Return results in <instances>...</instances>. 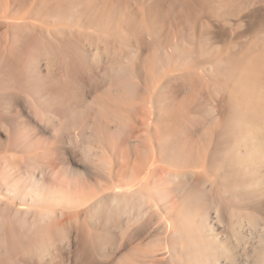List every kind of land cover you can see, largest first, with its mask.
I'll use <instances>...</instances> for the list:
<instances>
[{"label": "bare ground", "instance_id": "obj_1", "mask_svg": "<svg viewBox=\"0 0 264 264\" xmlns=\"http://www.w3.org/2000/svg\"><path fill=\"white\" fill-rule=\"evenodd\" d=\"M54 1L55 2L53 3H50V4L48 3L49 7L47 8L46 11H45L46 6L43 5L42 7L41 6L37 7L36 12L34 11L32 12L38 13V14L41 11H44L47 14L50 13L49 15H52L51 17H54L55 20L60 21L62 19L64 22L71 24L70 27L60 26L55 29H50V28L39 27L34 24H29L27 21H20V20L8 21V22H5L4 25H2L1 28L5 29V30L4 29L2 30H4L6 33L11 32V36H12L11 38H12L13 44L11 47L10 45L8 47H10L9 50L11 49L10 54L12 53L13 55V53H15L16 55H14V57L16 56L17 57L14 59L16 61V62H13L14 64H11L12 60L11 59L9 60L7 58L8 56L6 57L7 59L0 58V88H5V89L7 88L9 89L10 87L17 88L18 90H22L28 93L30 95L29 96L30 98H25L26 104L28 105V107L35 106L34 108L38 106L41 109V113L43 112L46 122H50L54 124V122L58 120V115L61 114L62 117L65 116L66 118L65 121L68 126H71L72 128L80 127L79 135L81 137H87L86 135L87 132H85V129H86L85 127H87V122L80 121L81 117L80 118L78 117L80 114H81L80 116H82V114L84 113H82V110L81 111L78 110L79 108L77 109L73 105V103H70V101L67 98L74 100L78 96L77 94H75V90L73 88V86L76 85L75 83L78 82L77 72H79V70L82 68H85L89 72H91L93 66H95L96 64L101 65L102 63V62L101 63L99 62L102 61L100 60V54L103 52L101 51V49H100L101 52H99V47L97 46L96 40H95L97 38H94L96 37V33L95 35L91 33L92 30L93 29L103 30V28L106 29L108 27L111 29L112 28L111 26H113V23H115L117 18L121 16L120 15L121 11L119 12V10L113 6V8L110 9V12H108L107 14L102 13L100 15H97L95 14V12H93L95 10L94 5H89L90 4L89 2L93 4L92 2L93 0L92 1L88 0L87 2L88 4L87 3L86 4L87 6L88 5L91 7L93 6L92 12L91 11L85 12L88 8L85 10L83 7H81L80 4H79L80 7L78 6L80 9L83 8L85 10V11H82L84 12V15L87 17V20L86 21L84 20V22L87 24L85 26V24H83L82 22L83 18L81 19L78 18L79 15L83 13H80V14L78 13L80 11H77L75 7L76 4H73L74 2L72 3L71 0H70L71 3L68 2L69 0H54ZM196 1H198L199 3L206 2L205 5H207L208 7L210 3L211 7L209 8H212L211 1L213 2V4L214 2H216L214 0H210V1L196 0ZM236 1L239 4V2H242L243 0H240V1L236 0ZM157 2L158 0H154L153 4H151L152 6L150 5L151 7L149 8L157 10ZM40 3L42 4L44 2H40ZM223 3H226V2H223ZM237 3H236V6H237ZM218 4H222V2L221 3L218 2ZM34 5L33 7H36V5L35 6ZM109 5L111 6L112 4H109ZM215 5L219 7L217 3ZM243 6H240V8ZM220 8L223 9L224 11V8L226 7L224 8L220 7ZM238 8L235 7L237 11H238ZM104 11L106 12V10ZM10 12L11 11H9V6L6 10H4L2 9V4L0 2V13L5 17H11L13 15L9 16ZM238 12H237V15H238ZM250 12H253V10ZM14 13L16 12L14 11ZM226 14L228 15V13L225 12V15ZM251 14L252 13H250V15ZM237 15L235 14V16ZM252 15H254V13ZM35 16L36 15H34V17ZM85 16H84V19L86 18ZM27 17L29 16H27L26 14V18ZM47 19L45 18L44 20L46 21ZM91 19L95 20L93 21L94 23L89 21ZM44 20L43 22L46 23ZM124 21L125 22H122V24L124 23L122 26L125 27L127 31L129 30L131 33L134 34V38L136 40V41L134 40L135 41L134 43L136 44L135 45L132 44L130 39L127 38L128 35L121 36L120 34H118L119 33L118 31H117L118 33L117 32L114 34L112 33L113 35L116 34V38H117V34L120 35V39H118V41L120 42L115 41L116 40L115 37H114L115 39L114 42L118 44L117 49L119 52L123 50L120 58L121 59L124 58L126 60H124L125 61L124 62L123 60H120V58H117L115 56L116 54L113 55L112 53H110L111 51L112 52L114 51V53L116 52L117 49L115 46H114L115 48L114 50L113 49L111 50L110 47H107L105 51V47L102 48L104 52L109 53L107 54V56H110V58L107 59V62L108 60L109 62L107 66L105 65L106 67H104V64L106 63L105 61H103L104 63L103 67L105 68L103 72V76H104L103 78L105 81L107 79L108 82L107 81L106 82L108 83V86H105L106 88H104L103 86L106 92L100 91L99 93V94L105 93L106 96H103V97H106V98L103 99L102 94L101 95L95 94L96 91L100 89L99 85L101 84V82L99 85L97 84L98 82L96 84L91 85L95 91L94 93L95 96H93L92 98L94 102L92 104L95 105V106L93 105L94 107L93 116L96 119L98 118L97 119L98 121L96 120L97 121L96 131L94 130L95 129L94 128L93 129L94 132L93 131L92 132L95 135V137L98 136V138L102 140L103 138H105L103 142H106V143H103V146L98 144L99 148H102L101 154L99 153L100 151L99 149L93 148V145L86 144V146L84 147V157H86V161L88 160L89 161L88 163H90L89 171L91 174L90 173L88 174L92 175L94 179L95 177H98L99 175H104L105 176L104 179L107 178L108 180H110L113 176L122 178L124 174H127L126 178L119 180L117 184V185H120L121 187V183H122L124 187L122 189L112 190L111 194L99 195V196H106L105 198L92 199L93 201L91 200L92 202H90L87 208L85 209L87 224H84V226H80V224L76 223L74 224V226H70V229L69 228L67 229L65 226V223L68 220H70L72 217H75L70 209L71 208L73 209V207L78 206L80 201L84 198L83 196H87L86 191L93 186V184L91 183L88 177L85 178L83 176L84 177L83 179H79L77 177L79 181L78 180L76 181L75 179V181H73L71 185L69 184V186L67 183L71 181H69L70 179H66L65 175L63 176L61 175L62 176L61 178L60 177L56 178L55 177L56 174H54L55 175L53 177L54 182L53 181L52 183H48L46 181L43 182L41 179L43 177L41 175L46 170L43 167L45 166L47 168L48 166V162H46L47 159L46 160L44 159L45 161L42 162L43 158H45L46 157L45 155L47 154L45 152H44L45 155L41 154V156H43V158L41 157L42 160L40 159L41 160L40 164H43V165L42 166L38 165V167H36L37 164H39V162L38 163L35 162L37 164L34 165L39 170L41 169V167L44 169L43 172H42L43 169L39 171L42 174L40 175L41 178H39L38 180L36 179V176H35V174L38 173V170H32L31 172L29 170H27L29 172L21 171L18 175L20 178L16 177L15 174H14L15 176H13V174H11L12 175L11 176V175H8L7 172L2 171V173L0 174V181H1L0 196H19V198H21L24 202H27V199L30 198L31 205L33 206L32 209H28L25 212H20L19 210L14 211L15 215L17 214L16 217L17 218L20 217L19 218L20 221H22L25 224L26 228H24V226L23 228L22 226L20 227L25 231L21 229L23 232L22 231L18 232L17 230L18 228L14 230V226H12V225H15L14 222H12L13 223L12 225L10 224L12 227L9 228V231L10 229L12 230V233L10 232L13 236V238H11L12 241L14 240L17 246L18 245L20 247L25 246L24 248L25 249L27 248L26 250H24L25 252L24 254L28 256V260H26L25 262L26 264H52V259L49 260L51 255L50 254H49L50 256L48 255L49 252L46 251L44 247L37 248L35 249V252H34V249L33 248L31 249V247L29 246L30 238L33 237L32 231H31L33 227L35 228L33 229V232H35L36 235L39 233H44L52 237L54 234L58 233L60 236L57 234L56 236L62 237V238L63 237L69 238V235L72 232L71 231V228H72V230H74V232H72V235L74 234L73 237L77 239V241H79V244L81 246L79 253H77L75 256V260H74L75 264H81V262H85L88 258L92 259L91 258L92 251H93L92 248L93 246H99L100 243H98V238L100 236L103 237L104 240L105 238L108 239V242H111V245H116L115 246L116 250H118V248H120L121 245H124V248H125V245L127 246V248H125L124 251L112 253L114 254V257L116 256V258L114 259V264H222L223 263L222 261H218V259L222 256V255L219 256L221 254L220 250H222L223 255L226 253L227 255H229L230 251L233 249L231 247L232 243L230 244L231 248H228L226 243H221L225 240L222 239L223 241H221L220 239L218 241V237L212 234L214 232L213 230L214 228L212 229L213 232L207 229L206 220L208 219V216L206 215L205 211H207V209L209 208H210L209 209L210 211L214 207L216 210H218L219 208L217 205L215 206L214 204V201L216 202L217 199L212 201L213 206L212 204L205 205V201L207 202V200L211 197L214 198L213 193L215 192L213 193L211 192L213 196H210L211 194L208 195L209 193L205 189L206 183L209 184L207 181H210V180H208L206 176L195 174L194 172L189 171V170L170 169L164 165L157 164V162H159V159H162V158H169V160L173 162H182L183 165L189 163L190 161L195 162V163L199 162L203 168L211 170L215 172V174H216V169L223 168L225 171H223V169L221 171L225 173L222 172L223 174L222 176H220V179L218 181L219 184L217 182L214 184L213 183L214 181H211L209 186H211L210 191H214V190L216 191L215 194L217 197H219V195L223 197L226 193L228 194L230 198L227 197V199H225L227 206L228 205L231 206V202H235L236 205H245L250 210L252 206L250 205L249 202L256 199V198H253L255 195H258L261 193V192L260 193L257 192V190H259L260 187L259 189L256 190L257 188L256 185H260V181L262 179L261 177L260 178L258 177L259 175L258 176L255 175L257 176V180L260 179V181L258 180L259 184H257L258 181H255L254 178L256 177H254L253 171H254V165L256 163H259V161L261 162V160L262 161L264 160L262 157L264 155V154L262 155L263 146H264L262 145L263 141L260 140L259 136L257 135V133H259L260 130L264 127V104L260 103V105L254 106L253 104L255 102H251L253 103L251 104L246 101H239L234 96V94L235 93L239 94L237 95V97L240 96L241 94L244 96L248 94L256 95L257 93H258L257 95H261V94L264 95V83H263L264 72L262 71V64L264 62L261 63V60H260L261 57L259 58V55H261V53L263 52L259 51V53L260 52L261 53L259 54L257 52L258 53L257 55L255 54L253 50H250L252 51V53L255 54V56H258V57L253 56V54L251 53L250 54L252 56L251 55L249 56V54L246 53L247 55L245 54L243 55V57L241 55V57L239 58L234 57V55L232 57V55L229 53V56L231 55L230 57L225 55L226 58L221 59V60L217 58L215 60L217 62L216 66L215 67L213 66L215 75L220 76L221 79L224 80V82L230 83V85H228L230 86L229 89L231 88V90L235 93H232L231 91L227 89L228 90L227 92H229V94H225L226 96L228 95L227 100H225L226 97H224L225 101H223V98L217 99V97H214L217 100H219V101H215L216 99L213 100L214 98L210 94L212 92L209 93V91L207 90L209 94L207 95L211 96L210 99H212V104L216 105L214 107L213 105H211V108H213V110L216 109L218 113L217 111L215 112L219 116H217L216 114H213L214 111H212L211 108L210 110H208L209 108L206 110L204 106L205 110L203 111H205L206 113L208 111V116L210 117V120L212 119V121H210L207 117H203L204 119L205 118L208 119V122L205 120L203 122L202 121L203 118H200L201 122H198V126L200 125V127H198L196 126L197 125L196 118L194 117L195 119L194 120L193 118L190 119V117L195 116L198 113H200L199 108H196V109L193 108L191 111L190 109L188 111L185 110L183 113L179 114L172 107L173 105L172 102L178 96V91L179 90L181 91L183 88L178 90L177 87L179 88L180 86L176 87L175 85L171 84L172 80L169 81V78L167 79L166 77L165 80L162 81L163 83H160V85L156 86V88H158L159 86L158 88L159 90L158 89L156 90V88H154V90L152 89L153 91H151V90H147V88H144V93L150 94L149 92H151L150 94L151 96L149 95L148 97H142L139 95L140 88L137 87L138 85L137 82L139 83V81L136 82V80L138 79H135V78H138L139 75L142 74V72L138 70L139 69L138 66L143 65V69L145 68V77H146V75H148L149 73L154 74L153 73L154 71H156L157 69L159 70V68L156 67L158 63H160L158 65L159 67L161 63L164 64L168 62L170 58H168L167 53L164 52L167 50H160V49H164L166 46L162 44V41H160L159 37H157V35L159 34H157L158 32L156 31V28H155L154 19H151V20L149 19L148 22L146 23L147 26L146 27L142 26V28L140 27V29H139L137 22L133 20L130 15H127V18ZM159 23L160 22H157L156 25H158ZM89 27L93 28V29L90 28L92 29L90 30L91 32H88L86 30ZM106 30L104 33L108 31ZM111 32L112 31H110V33ZM113 32H115V30ZM143 33L148 34L149 35V36L147 35L148 38L150 36L152 38V41L151 39H148V38H147L148 40L145 39L146 41H148V44L147 43L145 44ZM106 35L108 37L109 34H106ZM107 37H104V39H107ZM202 37L204 38V36H201V39ZM262 38L264 39V37H261V39ZM98 39H97V43L99 41ZM104 39L103 41L100 40L99 42L102 41V44L105 42L106 44H109L107 43L109 39H107L106 41ZM204 41L206 40H203V42ZM18 42L21 43L22 46L20 44H17ZM203 42L202 44H205ZM257 43L258 44H256L257 45L256 47H258L259 45V40L257 41ZM143 44L150 46L149 52L148 51L143 52L144 50H140L141 48H139L138 46L142 45L143 47L144 46ZM18 45L22 47L20 51H19ZM262 45L260 46V48H262ZM153 46H159L160 49H157L156 47L153 48ZM24 47H25V50L27 48V50L29 49V51H31L33 48H38V47L44 48V50L46 51V56L47 57L49 56L50 64H54L55 61L60 60L59 63H60L61 69L63 72L65 71V74H67L66 75L67 77L64 78L65 80H59L57 78L54 80L55 77L53 78L54 83H53V86L52 85L51 86L55 88L56 91L54 92H57V94L51 95V93L49 92L50 93L49 95H51V96H47L49 98L47 97L46 99L45 97L44 99L43 97L41 98V95H42L41 91L43 90V88L40 85V82L42 83L43 77L36 74V71L34 70V68H31L32 67L31 63L32 62L34 63V60H35V56L31 55L33 51L25 55L26 56L25 58H27L26 60L23 57L21 58H23L24 60L20 59L19 56L23 55ZM148 48L146 47V49ZM262 50H264V48ZM101 55L103 56V54ZM119 55L120 54L118 53V56ZM169 55H172V54H169ZM105 58H102V59H105ZM133 65L134 66L138 65L137 66L138 69L136 68V72L138 71L137 73L138 77L135 76L136 73L132 74L135 76L134 78L135 80H133V76L131 79V74L129 75V70H130L129 68H132ZM154 68L155 69L157 68V69L154 70ZM133 69H135V67ZM188 69L186 70L188 71ZM189 70L192 71L193 69L192 70L189 69ZM188 72L187 74L186 73L185 74L188 76V78H190V75L188 74ZM99 74H101V72ZM172 74L174 75V73ZM172 74H171V77H172ZM183 74L184 72L181 75L184 76L185 74L184 75ZM48 75L50 76L49 72H48ZM93 75H95V73ZM93 75H90V76L94 78ZM177 75L175 76L178 78ZM169 76L170 74L168 75V77ZM182 76H180L179 74V77H182ZM194 77L195 75L193 76V78ZM172 79H174V77H172ZM132 80L136 83H134ZM187 81H184V83ZM201 82H203V80L200 81V83ZM103 83L102 85L105 84ZM187 85L185 83V86ZM189 85H191L193 87L192 89H194L198 84L196 82L192 83L191 81ZM185 86L183 85L184 88ZM211 86L213 87V85ZM48 89L50 90L51 87ZM0 90H3V89H0ZM100 90H103V89L101 88ZM111 90L114 91V93H111L112 92ZM213 91L216 92L215 90ZM5 94L3 98L5 97ZM216 94L217 92L215 93V95L213 94V96H216ZM61 95L64 96L66 99H64V97L62 98ZM257 95L256 97H258ZM263 95L261 97V100L262 99L264 100ZM263 100L261 102H264ZM87 106H90V105H86V107ZM77 110H78V115H77ZM87 110H89V108H87ZM121 111L123 112V116L125 115V117L121 116ZM209 111L212 112L213 116H211V113ZM86 112L87 111H85V113ZM111 119L117 122L116 124L117 131L123 130V127L128 123V119H130V122L132 123V125H131V128L127 129V134H128L127 137L129 138L133 137L134 142L132 141V143L134 144L136 143L137 145L141 146V148L140 146L138 148L134 147L133 148L134 150L131 148L133 152L130 154L133 155V158L131 159L132 161L130 163V166L128 165L129 162L125 160V159L130 160V158L127 157L128 154L127 156L124 154L126 157L122 159L123 158L122 156L119 159L125 160V163L127 162L126 164L127 166L126 165H125L126 167L123 166L124 163L122 161V165L121 164H120L121 166L118 164H117L118 166L115 165L112 171H111V167L109 164L112 160L111 159L112 157L111 156V151H112L111 144L113 142H111V140L112 141L114 140V138L111 139V130H110L111 126H109L111 124ZM193 121L194 122L196 121L195 122L196 125L193 124L194 123ZM209 122H211L212 125ZM138 124H140L139 128L136 126ZM89 126L92 127L94 125L92 124ZM195 126L199 128L198 135L201 136L200 140L193 139L194 138L193 134H195L196 132ZM20 127L22 126H19V125L15 126L14 132L12 131L14 139L20 138L21 136ZM56 127L59 128L58 125ZM112 132H115V131H112ZM125 134L123 135L120 134L122 136L120 135L119 136L125 137L126 136ZM117 136L118 135L116 136L114 135L115 138ZM127 137H126V140H127ZM17 141L19 143V140ZM28 141H29V138H28ZM199 142H200V145L196 146L197 143ZM121 143L123 145V142ZM95 145L97 146V144ZM117 146L119 147V145ZM195 146L197 147V150H195ZM211 146L212 148L207 158V152L209 151ZM123 148L125 147L123 146ZM47 149L49 148H46V152H48ZM56 150L58 149L56 148ZM116 154L118 153H115L114 155ZM211 154H213L214 163L213 162L211 163V161L209 160ZM50 155L51 153L49 154V156ZM132 155L129 157H132ZM116 156L120 157V155H116ZM216 157H218V162L215 161ZM113 160L115 161V159ZM10 161L11 162L5 159L6 164L4 165L8 166V168L9 167L12 168L13 170L14 168H18L17 163L12 162V160ZM54 164L56 165L57 163H54ZM6 166L5 168L7 169ZM105 166H106V172L105 174H103L101 173V170ZM128 166L130 167V169ZM19 169H21V167H19L18 170ZM34 171H36V173H34ZM57 171L54 170L53 173L55 172L58 173ZM129 172H130L131 177H134V179L136 180L133 181L130 185L126 186V179H127V176L129 175ZM24 174H26L28 178V182L26 181V183L23 182L24 178L22 179V176ZM26 175L23 177H26ZM155 178H156V182L154 183V185L151 188L150 187L145 188L146 184H144V181L148 179L151 181L152 179H155ZM58 180H60L61 182H59ZM95 180L97 181V179ZM141 182H143L142 184H144L145 186L141 185ZM219 191H222L221 194ZM223 193L224 195H222ZM206 194L208 195V197L210 196L208 199L206 198L207 197ZM209 200L211 201V199ZM85 201H86L85 203H87V201H89L88 198ZM256 201H259V200L258 199L254 200L253 204H255ZM209 205L210 207H208ZM205 206H207V209H205L206 208ZM211 206L213 208H211ZM257 208L258 207L254 208L255 213H259V212H256ZM209 210L208 212H210ZM231 210L233 211V208H231ZM28 214H31L30 220L27 218ZM247 218L251 220V222L250 220H248L250 223H253L254 221L253 219H255V218L251 219L250 215ZM243 219H241L240 221L242 222ZM218 220L221 223L220 219ZM256 221L257 220L255 219V222ZM241 222L240 223L238 222L240 226L242 225ZM1 223L3 224V222ZM1 223L0 225H2ZM27 223L30 226L27 227L26 226ZM250 223H247V224H250ZM100 224H102V226ZM255 224H257L256 225L257 227L260 223L257 222ZM20 225H15V227H19ZM254 227L255 225H253L252 228ZM207 230H209L210 232L208 233ZM235 230L236 229H234V231ZM8 233L7 235L10 234ZM10 236L11 235H9V237ZM234 236H236L235 238L237 239V235L234 234ZM4 237H6V235ZM121 239H122V242L120 243L119 241ZM240 239L238 240L240 241ZM235 244L238 245V246L237 245L235 246L239 247L240 243H238V241L235 240ZM12 245H9V246L12 247ZM235 246L234 248L236 249L237 247ZM258 246H261V245H258ZM258 250L262 251V248L261 249L258 248ZM223 251L226 253H224ZM14 252H16V250H14ZM234 252L235 250L231 251L232 253L231 256L235 254ZM261 253L263 255L264 251ZM58 254L60 257V253ZM256 254L259 256V253H256ZM224 256L226 257V255ZM224 256H222L221 258L224 259L225 258ZM229 256L227 257L229 258ZM34 257L37 258L36 262H34L32 259ZM237 257H239V255ZM237 257L232 256V259L229 258L228 260L234 261L235 259H237ZM260 257L263 259L261 254H260ZM54 259H56V257ZM226 259L227 258H225V260ZM225 260L223 261L226 262ZM228 260L227 262L229 264L230 263L233 264L232 263L233 261L229 262ZM219 262H222V263H219ZM235 262H236L235 264H237L236 260ZM259 262L257 261V264H260V263L262 264V262L264 263V259L260 263ZM61 263L62 264L64 263V259L60 257L59 264ZM1 264H4V263H1Z\"/></svg>", "mask_w": 264, "mask_h": 264}, {"label": "rangeland", "instance_id": "obj_2", "mask_svg": "<svg viewBox=\"0 0 264 264\" xmlns=\"http://www.w3.org/2000/svg\"><path fill=\"white\" fill-rule=\"evenodd\" d=\"M71 1H72V3L74 2L73 4H76L75 7H76L77 11H80L78 13L79 14L83 13V14H80L78 18L79 19L83 18L82 22H83V24H85V26L87 24L84 22V20L86 21L87 17L84 15V12H82V11H85L88 8L85 12H87V11L92 12L93 6L91 7L89 5H94L95 10L93 12H95V14H97V15H100L102 13L107 14L108 12H110V9H112L113 6L116 7V9H118L119 12L121 11L120 12L121 16L119 18H117L115 23H113L114 28H113V26H111L112 27L111 29L109 27L106 28L108 31L104 28H103V30L102 29L101 30L93 29L92 27H89L86 29L88 32H91L90 30L93 29L91 33H93L94 35L96 33V37H94L93 35L92 36L94 38H97V39L100 37L98 39L99 41L100 40L103 41L104 37H107L106 34H109L108 35L109 38L107 37V39H109L107 43H109L111 46L109 44H106V42L102 44V41L101 42L98 41V43H97V39H95L96 44L99 47V52H101V51L103 52V53H101V54H103V56L100 54V60H102V61L99 62V63L102 62L101 63L102 66L99 64H96L98 66H96V65H95L96 67L93 66L91 72H89L85 68L80 69L79 72H77L78 82L75 83L76 85L73 86V88L75 90V94H77L79 97L77 96V98L74 100L67 98L70 101V103H73V105L77 109L79 108L78 110H80V111L82 110V113H84V114H82V116H80L81 115L80 114L78 117L79 118L81 117L80 121L87 122V127H85L86 129L84 128L85 132H87L86 133L87 137H81L79 135L80 127L72 128L71 126H68L66 121H65L66 120L65 116L62 117L61 114L60 115L57 114L58 120H56L54 122V124H52L50 122H46V119L44 118L43 112L41 113V109L38 106H36V108L38 107L36 109V108H34L35 106L34 107L33 106L28 107V105L26 104L25 98H30L29 97L30 95L28 93H26L22 90H18L17 88H11V87L9 89L8 88L7 89L0 88V89H3V90H0V161H1L0 162V174L2 173V171L3 172L5 171L8 173V175L13 174V176L16 175V177L20 178L18 175L21 171L25 172V171L29 170L31 172L32 170H38L39 174L36 173V171H34V173H36L35 174L36 179L38 180L42 176L44 178V179L41 178L43 182H45V181L48 183H52V181L54 182L53 177L55 176L54 174H56V176H55L56 178L57 177L61 178L63 175H65L66 179H70L69 181H71V182L67 183L68 186H69V184L71 185L72 182L75 181V179H76V181L77 180L79 181V179H83L84 177L85 178L88 177L90 179L91 183L93 184V186L86 191L87 196H83L84 198L80 201L79 205L76 207H73V209L72 208L70 209L75 217H72L70 220H68L65 223V226L67 229L68 228L70 229V226H74V224H76V223L80 224V226H84V224H87L85 209L87 208L89 203L93 201L92 199L105 198L106 196H99V195L111 194L112 190L122 189L124 187L122 183H121V187H120V185H117V184H118L119 180L125 179L127 174H124L122 178L113 176L110 180H108L107 178L104 179L105 178L104 175H99L98 177H95V179H97V181H96L93 178V176L90 175L91 174L89 171L90 163H88L89 161L88 160L86 161V157H84V147L86 146V144L93 145V148L99 149L100 150L99 153L101 154L102 148H99V145L103 146V143H106V142H103L105 138H103V140H102V139L98 138V136L95 137V135L93 134L94 128H95L94 130L96 131V125H97V121H98L97 119L98 118L96 119L93 116L94 115V109H93L94 104H92V103H94V102H93L92 98H93V96H95V94H98V95L102 94V98L103 99L106 98V97H103V96H106L105 93H101V94H99V93H100V91H105L104 90V88H106L105 86H108L107 79H106V81H107L106 82L103 78L104 77L103 72L105 69L104 67H106L108 62H109V60L107 62V59L110 58V56H107V54H109V53L104 52V50L102 48L105 47V51H106L107 47H110L111 50L115 49L114 46L116 47V49L118 48V44L116 42H114V40H115L114 37L116 38V34L115 35H113V34L118 31L119 33L118 32L117 33L120 34L121 36H127L128 35L127 38L130 39L132 44L133 45L136 44V43H134L136 41L134 38V34L131 33L129 30L127 31V29H125V27L122 26L124 24V23L122 24V22H125L124 20L127 18V15H130L132 17V19L137 22L139 29H140V27L142 28V26L146 27L147 26L146 23L148 22L149 19L150 20L154 19L155 28H156V31L158 32L157 34H159V35H157V37H159L160 41H162V44H164L166 47L164 49H160L159 46H153V48L156 47L157 49H160V50H167L164 52L167 53L168 58H170L168 62H166L164 64L161 63V65H160L161 67L160 66L158 67V65L160 64V63H158V65L156 67L159 68V70L157 68H156L157 70L154 68V70H156L153 72L154 74L149 73L148 75H146V77H145V68L143 69V65H141V66L137 65L139 67V69L137 66H134V65L132 68H129L130 69L129 75L131 74V79L133 76V80L138 79V80H136V82L139 81V83L137 82V84L139 86L136 84L137 87L140 88L139 89V91H140L139 95L142 97H148L151 94V92H149L150 94L144 93V88H147V90L153 91L157 85H160V83H163L162 81H164L166 77H167V79L169 78V81L172 80L171 84L175 85L176 87L180 86L179 88L177 87L178 90L183 88L181 91L180 90L178 91V96L172 102V104H173L172 107L179 114L183 113L185 110L188 111L190 109V111H191L193 108H195V109L199 108L200 109V113L197 114V112H196L197 115L190 117V119L191 118L194 119V117L196 118L197 122L196 121L195 122L197 125L193 121L194 122L193 124H195L196 126H198V122H201L200 118L207 117L210 120V117L208 116V111H207V113L205 111H203V110H205L204 106H205L206 110L208 108H209L208 110H210L211 105H213V107L216 106V105L212 104V99H210L211 96H208L209 95L208 91H209V93L212 92L214 95L217 92L216 96H213L212 93H210V94L212 95L213 98L214 97H217V99L223 98V101L227 100V98H228V95L227 96L225 95V94H229V92H227L228 90L231 91L232 93H235L231 90V88L229 89L230 86H228V85H230V83L224 82V80L221 79L220 76L215 75L214 67L216 66L217 62L215 60L217 58L219 60L224 59V58H226L225 55L229 56V53L232 55V57L234 55V57H236V58L241 57V55L243 57V55H245L246 53L249 54V56L251 54H253V56H255V54L258 55L259 51H261L263 53L260 52L261 55H259V58L261 57V59H260L261 63L264 62V50H262L264 48V45H262V44H264V41H263L264 39L263 38L261 39V37H264V30H263L264 29V14H263L264 13V10H263L264 9V0H259V1L258 0H243L242 2H239L240 1L239 0L238 1L239 4L242 3L240 5L237 3L236 0H222V1L221 0L220 1L214 0V1H216V2H214V4L211 1L212 8H209V7H211L210 3H209V7H208L207 5H205L206 2L205 3L204 2L199 3L196 0H193V1H191V0H187V1L186 0H177V1L176 0H158L157 10L149 8L152 6L151 4H153L154 0H93V1L89 0V1H92L93 4L91 2H89L90 4L88 6H87L88 0H80V1L79 0H71ZM71 1L69 0L68 2L71 3ZM82 1L85 3H83ZM111 1H112V3H111ZM208 1H210V0H208ZM217 1L219 3L222 2L223 5L218 4ZM230 1H232V2H230ZM0 2L2 4V9L6 10L9 6V11H11L9 16L13 15L11 17H5L0 13V24H1L0 28L2 27V25L5 24V22L14 21V20L27 21L29 24H34V25H37L39 27L50 28V29H55V28H58L60 26L61 27H70L71 26V24L64 22L62 19L60 21L55 20L54 17H51L52 15H49L50 13L47 14L44 11L39 12V14L32 12V11L36 12L37 7H39V6L42 7L43 5L46 6L45 7V11H46L47 8L49 7L48 5L50 3L55 2L54 0H44V1L43 0L42 1L41 0H0ZM40 2H44V3L41 4ZM223 2H226V3H223ZM257 2H259V3H257ZM9 3H10V5H9ZM45 3H47V4H45ZM179 3H181L182 5ZM216 3H217V5H219V7H217L215 5ZM236 3H237V6H236ZM34 4L36 5V7H33ZM39 4H41V5H39ZM73 4H71V5H73ZM79 4L85 10L83 8L80 9ZM109 4H112V5L110 6ZM187 6H189V7H187ZM240 6H243V7L240 8ZM220 7H223V8L226 7V8H224V11L226 10L225 12L228 13V15L227 14L225 15V12ZM235 7H237V8L239 7L238 8L239 12L237 11V9H235ZM121 8H122V10H121ZM98 10L100 11V13ZM104 10H106V12ZM233 10H235V11H233ZM252 10H253V12H250ZM14 11L16 13H14ZM102 11H104V12H102ZM222 11L224 12V14ZM232 11L235 13H233ZM236 11L238 12V15H237ZM213 12H214V14H213ZM219 12H220V14H219ZM230 13L232 15L233 14L234 15L232 16ZM250 13H252V14L254 13V15H252V14L250 15ZM255 13H257V14H255ZM26 14L29 17L26 18ZM235 14L237 16H235ZM34 15H36V16L34 17ZM44 15H46V16H44ZM248 15H249V17H248ZM84 16L86 17L85 19H84ZM45 18L46 19L48 18V19L45 21L44 20ZM160 18H161V20H160ZM41 19H42V21H41ZM43 20L46 23H44ZM252 20H253V22H252ZM89 21L94 23L93 21H95V20L91 19ZM157 22H160V23L158 25H156ZM81 28H83V27H81ZM90 28H92V29H90ZM2 29H4V28L0 29V56H1L0 58H5V59L8 58L9 60L11 59L12 60L11 64H14L13 62H16L14 59L17 56L14 57V55H16L15 53H13V55H12V53L10 54L11 49L9 50V48L13 44V41L11 38L12 37L11 32L6 33L4 31L5 29L4 30H2ZM105 30L107 31L106 33H104ZM114 30H115V32H113ZM110 31H112V32L110 33ZM98 34H100V35H98ZM118 34H117V38L115 41H118V39H120V35H118ZM143 35H144V40L147 39L149 36L146 33H143ZM118 36H119V38H118ZM201 36H204L205 39L203 37L201 39ZM107 39H104V40L106 41ZM148 39H151V41H152L151 36ZM203 40H206V41L203 42ZM258 40H259V45H258L259 48L256 47L257 46L256 44H258L257 43ZM201 41L205 44H202ZM118 42H120V41H118ZM146 43L148 44V41L145 40V44ZM17 44H20L22 46V44L19 42ZM145 44H143L144 45L143 47H142V45H140L138 47L141 48L140 50H144L143 52H145V51L149 52L150 46L149 45L147 46ZM9 45H10V47H8ZM20 45H18L19 51L22 48V47H20ZM105 45H107V46H105ZM261 45H262V48H260ZM254 46H255V48H254ZM146 47L147 48L149 47V48L146 49ZM251 48H253V49H251ZM100 49H101V51H100ZM179 50L181 53L179 52ZM250 50H253L255 52V54L252 53V51H250ZM31 51H33L31 55L35 56L34 63L33 62L31 63V66H32L31 68H34V70L36 71V74L43 77L42 83L40 82V85L42 86V88L44 90V91L43 90L41 91V93H42L41 98L43 97V99H44V97H45V99H46L47 96L57 94V92H54V91H56L55 88L52 87L53 83H54L53 81L56 78L59 80H65L64 78L67 77L66 76L67 74H65V71L64 72L62 71L60 63H59L60 60L55 61L54 64H50L49 56L48 57L46 56V51L44 50V48H42V47L33 48ZM31 51H29V49L27 50V48L25 50V47H24L23 48V55L19 56L20 59L26 60L27 58H25L26 57L25 55ZM116 52L114 53V51L113 52L111 51L110 53H112L113 55L116 54L115 56L117 58H120L123 50L119 52L117 49ZM118 53L120 54L119 56H118ZM169 54H172V55H169ZM174 54H176V55H174ZM177 54H178V56H177ZM101 56H102V58H105V56H106V58L102 59ZM21 57H23L24 59ZM255 57H258V56H255ZM262 59H263V61H262ZM120 60L124 61L126 59L120 58ZM219 60H217V61H219ZM103 61H105L106 64H104ZM103 64H104V67H103ZM100 67L103 69H101ZM134 67H135V69H133ZM98 68L100 71L98 70ZM136 68L142 72V74L139 75V77L137 75L138 71L136 72ZM188 68L191 70L193 69V70L190 71ZM205 68H206V70H205ZM186 69H188V71H190V72H188ZM262 71L264 72V63L262 64ZM48 72H49L50 76L48 75ZM100 72H101V74H99ZM183 72H184V74L185 73L187 74V72H188V74L190 75V78H188V76L186 74L185 75L183 74L184 76H182L181 74ZM94 73H95V75H93ZM172 73H174V75ZM193 73H195V74H193ZM132 74H135V76H137L138 78H135V76ZM169 74H170V76L168 77ZM171 74H172V77H174V79H172ZM179 74L182 77H179ZM90 75H93L94 78H92ZM175 75H177L178 78ZM194 75H195V77L193 78ZM100 76H102V77H100ZM186 77H187V79H186ZM53 78H54V80H53ZM98 78H100V79H98ZM183 80L189 81V82L187 81L188 83L185 82L186 85L188 84L187 86H185V83ZM202 80L204 83L203 82L200 83V81H202ZM166 81H168V80H166ZM191 81H192V83L196 82L198 84L194 89H192L193 87L191 85H189L191 83ZM100 82H101V84H100ZM136 82H134V83H136ZM181 82H182V84H181ZM96 83L98 85L100 84L101 86L99 85V87H100V89L102 88L103 90L99 89L95 93V91L91 85L96 84ZM102 83L104 85H102ZM106 83H107V85H106ZM263 83H264V81H263ZM183 85L185 86V88L183 87ZM211 85H213V87ZM223 85H224V87H223ZM49 86L53 90H51V89L49 90L48 89V88H50ZM103 86H104V88H103ZM219 86L221 87V89ZM158 88H159V86H158ZM158 88H156V90ZM213 90H215L216 92H214ZM220 90H222V91H220ZM225 90H226V92H225ZM51 91H53V92H51ZM49 92L51 93V95H49L50 94ZM218 92H219V94L220 93L221 94L219 95ZM8 93H9V95H8ZM44 93L45 94L47 93V94L45 95ZM111 93H114V91H112ZM4 94H5V97L3 98ZM43 94H44V96H43ZM12 95H14V96H12ZM237 95H239V94H237V93L234 94V96L239 101H246L248 103L255 102L254 104L251 103L254 106L260 105V103L264 104V102H261L263 100V99L261 100V97L263 94L257 95L258 97H256V95H254V94H248L245 96L241 94L238 97H237ZM63 97L64 96H62V98ZM224 97H226V99ZM252 97H254V98H252ZM6 98H8V99H6ZM47 98H49V97H47ZM207 98H209L210 101ZM259 98H260V100H259ZM263 98H264V95H263ZM1 99L3 102L1 101ZM64 99H66V98L64 97ZM215 99L216 98H214L213 100H215ZM217 99L215 101H219ZM86 105H90V106L86 107ZM81 106L83 109L81 108ZM87 108H89V110H87ZM211 109H212V111H214L213 114H216L215 111H217V110L216 109L213 110V108H211ZM78 110H77V115H78ZM85 111H87V112L85 113ZM91 111H92V113H91ZM210 113H211V116H213L212 112H210ZM217 113H218V111H217ZM121 116H123L122 111H121ZM217 116H219V115H217ZM123 117H125V115ZM197 117H199V118H197ZM207 118H205V119L203 118L202 121L204 122V120H205L208 122ZM210 121H212V119ZM22 122H23V124H22ZM63 122H64V124H63ZM207 122H206V124H207ZM112 123H113V125H112ZM209 123H211V122H209ZM92 124L95 127L92 126L93 127L92 128L91 126H89ZM116 124H117V122L111 119V124L109 125V126H111L110 127L111 139L114 138L113 141L111 140V142H113L111 144V150L113 151V152L111 151V156H112L111 159L112 160L109 163L110 167H111V171L113 170L115 165L116 166H118L120 164L122 165V161L124 163L123 166H125L127 164V162H129L128 165L130 166V163L132 161L131 159L133 158V155L130 153L133 152L134 147L138 148L140 146V145H137L136 143L135 144L132 143V141L134 142L133 137H130V138L127 137L128 136L127 129L131 128V125H132V123L130 122V119H128V123L123 127V130H121V131L116 130V128H117ZM17 125L22 126V127H20L21 128L20 129L21 136L19 139H14L13 132L15 130V126H17ZM57 125L59 128L56 127ZM211 125H212V123H211ZM136 126L139 128L140 124H138ZM196 126H195L196 132H195V134H193V137H194L193 139L200 140L201 136L198 135V129L199 128H197ZM198 127H200V125ZM263 129H264V127L261 130L259 129L260 132L257 133L260 140L263 141L262 145H264V130ZM112 131H115V132H112ZM23 132H24V134H23ZM119 133L122 135L126 133L125 134L126 136L120 137L122 135H120ZM22 134H23V136H22ZM134 134H136V133H134ZM114 135L115 136L118 135V136L115 138ZM92 136H94V137H92ZM126 137H127V140H126ZM28 138H29V141H28ZM20 139H21V141H20ZM22 139L24 140V142ZM119 139L121 142H123V145L119 141ZM17 140H19V143ZM141 140H142V138H141ZM95 144H97V146ZM124 144H126V145H124ZM117 145H119V147ZM131 145H133V146H131ZM198 145H200V142L197 143L196 146H198ZM123 146L125 148H123ZM126 146L128 147V149ZM196 146H195V150H197ZM20 147H21V149H20ZM120 147L122 150L120 149ZM46 148H49L50 150L47 149L48 152H46ZM56 148L58 150H56ZM114 148H116V149H114ZM140 148H141V146H140ZM211 148H212V146L210 147L209 151L207 152V158L209 156ZM44 152L47 154L50 152L51 155L49 156L50 153L48 155L47 154L45 155ZM115 153H118L116 155H120V157L114 155ZM36 154H38V155H36ZM41 154L45 155L47 158L46 157L43 158V156H41ZM124 154L126 156L128 154L127 157L130 158V160L125 159V160H127L126 163H125V160L119 159L122 156H123L122 159H124L126 157ZM263 154H264V146H263L262 155ZM131 155H132V157H129ZM33 156L36 158H34ZM41 157L43 158L42 162H44L46 159H47L46 162H48L47 168L45 166L43 167L44 169H46L45 171L41 167V169H43L42 172L44 171L43 174L46 176H44L42 173L39 172L41 169L39 170L38 168H36V167H38V165H41V166L43 165V164H40V162L42 160ZM218 157H220V156H218ZM218 157H216V160H215L216 162H218ZM262 157L264 159V155ZM116 158H118L119 160ZM5 159H7L9 162H11L10 160H12V162L17 163L18 168L21 167V169L18 170V168H14V170H13L12 168L9 167L10 168V170H9L8 166L4 165V164H6ZM113 159H115V161ZM209 160L211 161V163L212 162L214 163L213 154L210 155ZM263 161L261 160V162L259 161V163H256L254 165L253 175H254V177H256V178H254L255 181H258V180L260 181V179L257 180L258 175H259L258 177L259 178L261 177V179H262L260 181V185H256V187H257L256 190L259 189V187H260V189L257 190V192L258 193L261 192V193L258 194L259 196L255 195L256 197L255 196L253 197V198H256L254 200L258 199L259 201H256L255 204H253L254 200L252 198L253 201L249 202L250 205L252 206L250 210L245 205H236L235 202H231V206L228 205L229 206V208H228L225 199H227V197L228 198H230V197L228 196L227 193L224 195V193H225L224 192L222 194V195H224L223 197H221L217 193L220 197L219 198L216 196L215 190L210 191V187H211V186H209L210 182L214 181L213 182L214 184L216 182L218 183L220 176H222V174L225 173V172H223V171H225L223 168L216 169V174H215V172L203 168L199 162L195 163V162L190 161L189 163L183 165L182 162H173V161L169 160V158H162V159H159V162H157V164L164 165L170 169H184V170L192 171L195 174L206 176V178H208V180H210V181H207L209 184L206 183L205 189L208 191V193H209V194L207 193L208 195L211 194L210 196H213L212 193L215 192L213 194H214V198H215V196H216V198L215 199L212 197L209 198L210 196L208 197V195L206 194V196H207L206 198L211 199V201L209 199L207 200L205 198L207 200V202L205 201V205L206 204H212V206H213L212 201L217 199L216 202L214 201V204H215V206L217 205L219 208H218V210H216L215 207L213 208L211 206V208H213L212 209L213 211L216 210L213 212L212 210L211 211L209 210L210 208L207 209V206H205L206 207L205 209H207V211H205V212H206V215L208 216V219L206 220L207 229L211 230L212 232L214 230V232L213 233L211 232V233L218 237V241L220 239H221V241L225 240L223 242H221V241L220 242L226 243L228 248L232 247L233 250H231V251L235 250V252H234L235 254L238 253L237 255H235V254L232 255V256H236V257L239 255V257H237V259H235L237 261V264H257V261L261 262L264 259V253H263V255L261 253L264 251V249H263L264 248V246H263L264 245V240H263L264 239V207H263V205H264V170H263L264 169V167H263L264 163H263ZM35 162H37V163L39 162V164H37ZM54 163H57V164L55 165ZM35 164H37L36 167L34 166ZM261 164H263V165H261ZM5 166L7 167L8 170L5 168ZM3 167L5 168V170ZM34 167H35V169H34ZM66 168L69 170H67ZM261 168H263V169H261ZM129 169H130V167H129ZM222 169H223V171H221ZM256 169H257V171H256ZM54 170L55 171L58 170L57 171L58 173H56V172L53 173ZM12 171H14V172H12ZM29 171H27V172H29ZM105 172H106V166L101 170V173L105 174ZM88 173H90V174H88ZM81 174H83V175H81ZM25 175L26 174H24L23 176H25ZM37 175H39V176H37ZM255 175H257V176H255ZM23 176H22V179L24 178L23 182H25V183H26V181L28 182L27 175H26V177H23ZM77 177L79 179H77ZM135 180L136 179H134V177H131L130 172H129V175L127 176V179H126V186L130 185ZM58 181L61 182L60 180H58ZM259 181L257 184H259ZM155 182H156V178L152 179L151 181L149 179L145 180L144 181V184H146L145 188H149V187L151 188ZM0 183H1V181H0ZM142 183L143 182H141V185H144ZM219 192L221 194L222 191H219ZM87 198L89 201H87V203H85L86 202L85 200ZM208 207H210V205ZM255 207L259 208L260 211L258 210V208H257L258 211L256 210V212H259V213H255V210H254ZM32 208H33V206L31 205V199L30 198L27 199V202H24L21 198H19V196H0V223L3 222V224L1 223L2 225H0L1 226L0 227V242H1L0 243V264L1 263H4V264H26L25 262H26V260H28V256L24 254L25 253L24 250H26L27 248L25 249L24 248L25 246L24 247H22V246L20 247L19 245L17 246L16 242H14V240L12 241V239H11V238H13V236L11 234L12 230L10 229V231H9V228L14 226V230L18 228L17 229L18 232H21L23 230L22 229L23 226H24V228H26L25 224L22 221H20V219H19L20 217L19 218L16 217L17 214L15 215L14 211L19 210L20 212H25L26 210L32 209ZM231 208H233V211L231 210ZM252 209H253V211H252ZM208 210L210 212H208ZM230 210L233 214L230 212ZM249 211H250V213H249ZM245 214H247V215H245ZM249 215H250L251 219L255 218L257 221L255 222V219H253L254 220L253 223H250L251 220L249 218H247ZM245 216H247V217H245ZM27 218L30 220L31 214H28ZM221 218H222V220H221ZM18 219H19V221H18ZM88 219H89V217H88ZM218 219H220L221 223L219 222ZM241 219H243L244 221L242 220V222H241L240 221ZM246 219H247V221H246ZM21 220H22V218H21ZM248 220H250V222ZM222 221H224V222H222ZM236 221H238L239 223L241 222L242 227ZM12 222H14L15 225H20V224L21 225L19 227H15V225H12L13 224ZM257 222L260 223L259 224L260 226L258 225L256 227L257 224H255V223H257ZM22 223H23V225H22ZM247 223H250V224H247ZM100 225L102 226V224H100ZM253 225H255L254 228H252ZM4 226H6V227H4ZM21 226H22V228H20ZM26 226L28 227L30 225L27 223ZM33 229H35V228L33 227ZM33 229H31L33 237L30 238L29 246L31 247V249L32 248L34 249V252H35V249L40 248V247H44L46 249V251L49 252L48 255L50 254L51 257H53V258L48 257L49 260L52 259V264H59L60 257L62 259H64L63 264H75V261H74L75 256L77 253H79L81 246L79 244V241H77V239H75L73 237L74 234L72 235V232H74V230H72V228H71L72 232L70 233L69 238L68 237L67 238L57 237L56 234L59 235L58 233L54 234L52 237H50L44 233H39L36 235V233L33 232ZM234 229H236V230L234 231ZM209 230H207L208 233L210 232ZM23 231H25V230H23ZM8 232L9 233L11 232V233L9 234ZM7 233L11 236L9 237V235H7ZM234 234L237 235V239L235 238L236 236H234ZM5 235H6V237L7 236L8 237L7 238L4 237ZM5 238H6V240H5ZM42 238H44V239H42ZM234 239L236 241H238V243H240L239 247H237L238 245L235 244ZM238 239H240L241 242ZM10 240L13 243H11ZM119 242L121 243L122 239ZM98 243H100L99 246H93V248H92L94 251V252L92 251V255H91L92 259L88 258L85 262H81V264H114V259L116 258V256L114 257V254H112V253L124 251L125 248H127L126 245H125V248H124V245H121V247L118 248V250H116V248H115L116 245H111V242H108V239L105 238V240H104L103 237H101V236L98 238ZM231 243H232V246L230 247ZM9 245H12V247H10ZM94 245H95V243H94ZM233 245L234 246L237 245V246H235L237 248L235 249ZM258 245H261V246H258ZM5 247H7V248H5ZM18 247H19V249H18ZM260 247L262 248V251L258 250V248L261 249ZM12 248L14 250H16L17 254H16V252H14V250ZM229 251H230V249H229ZM231 251L229 253L230 256L233 253V252L231 253ZM220 252H221V254L219 256L226 255V257L225 256L224 257L227 259L226 260H225V258L222 259L221 258L222 256H221L220 258L218 257L220 259V260L218 259V261H222L224 264L225 263L229 264L227 262V260L229 258L232 259V256L230 257L224 251L223 252L226 254L223 255L222 250H220ZM58 253H60V257H59ZM256 253H259V256ZM57 254H58V256H57ZM260 254L263 257V259L260 257ZM52 255H54V256H52ZM227 256H229V258ZM55 257H56V259H54ZM259 258H261V259H259ZM32 259L34 262L37 261V258H35V257ZM223 260H225L226 262H224ZM235 260L234 261L231 260V261H233L232 262L233 264L236 263ZM231 261H229V262H231ZM222 262H219V263H222ZM262 264H264V263L262 262Z\"/></svg>", "mask_w": 264, "mask_h": 264}]
</instances>
